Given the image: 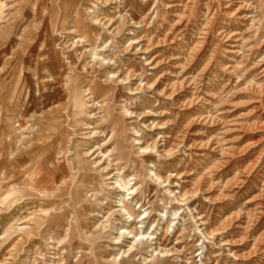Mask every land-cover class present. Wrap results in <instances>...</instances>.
I'll return each instance as SVG.
<instances>
[{
    "label": "rangeland",
    "instance_id": "obj_1",
    "mask_svg": "<svg viewBox=\"0 0 264 264\" xmlns=\"http://www.w3.org/2000/svg\"><path fill=\"white\" fill-rule=\"evenodd\" d=\"M244 2L247 27L222 0H197L218 10L213 29L231 23L239 49L229 61L211 36L185 112L115 76L153 81L123 50L132 39L159 59L157 86L175 83L169 0H116L106 18L130 25L126 43L95 20L97 0H0V264H264V102L245 89L264 81V0ZM210 57L217 72L201 82ZM225 63L233 82L220 81ZM242 119L257 128L233 130Z\"/></svg>",
    "mask_w": 264,
    "mask_h": 264
},
{
    "label": "bare ground",
    "instance_id": "obj_2",
    "mask_svg": "<svg viewBox=\"0 0 264 264\" xmlns=\"http://www.w3.org/2000/svg\"><path fill=\"white\" fill-rule=\"evenodd\" d=\"M184 0H169L168 3V7L167 8H172V12L173 13V19H172V34L173 37L169 35V31H168V38L164 40V42H169V46L172 47V49L175 51L173 52L172 56H170L169 58L167 57L166 59L168 60L167 64L170 63L173 67V73L174 74V79L175 83H173L172 85H167L165 84L163 88H159L157 85L159 83H162L160 81V77L158 78V67H159V59L157 60V58L155 57H148L146 52L148 50V44H141V41H133L131 39V41L126 45L124 44L123 46V50L125 51L126 54L133 55L136 59H138L141 68H143V70L145 71V73H148L150 71V75L151 78L153 79V81H151L150 83H144L142 81H140L139 79V74H124L125 71L124 70H118L115 73V76L117 77H121L120 80L124 81V82H131V86L132 90L134 93H142L144 92L145 94H151L154 93V95H156V98H159L160 95L162 96H166L169 98H173V100L175 101L176 105H178L179 109L181 111H187L188 109H191V107L198 101H200V99L196 100L194 98L190 99L189 101L185 100V101H181L180 99L182 98L181 93L185 92L187 93H191V90L193 89L192 86V82L195 81L193 78L189 77L192 76V73L196 70V68L199 66L200 61L202 60V58H204L208 51V47L210 46L209 42L210 39L212 38V35H215L217 37V39L222 42V44H224V52L228 53V58L229 61L230 59H232V61L238 57V50H237V46L236 44H234L236 41L234 40V30L230 29V22H234L233 24H240L243 25L245 27H247L249 24H252L257 21L253 16H250V13L247 11L246 9V5L244 0H222L223 4L225 6V8L228 9V14L230 16H232V18H234V20L230 21V22H223V24L219 27L218 31L213 29L214 25H212V23L214 24V21H212L214 19V16L217 15V11L216 9L211 7V4H207V8L204 7L205 12L203 13L202 10L197 11L195 8V5L197 6V0H188L187 3L185 4V7L183 8L184 10L182 11L180 8L182 7V2ZM263 2V1H262ZM97 3L100 4V8L98 9V12H96L97 14L94 16L95 20L97 22H99L100 24H103L104 26L107 27V29L109 30L110 33L113 34H118L121 35V42L126 43V41L130 38H132L131 36L133 35L131 32L132 29H129L128 26L130 25H126V23H119L116 21V17L115 14L113 16L112 19H107L106 18V13H115L114 9L116 11V0H97ZM166 4V3H165ZM192 4V5H191ZM204 4V3H203ZM199 5V4H198ZM178 9H175L177 8ZM198 8V6L196 7ZM220 15V14H219ZM218 17V16H217ZM166 18V17H165ZM120 19V18H119ZM118 20V18H117ZM166 20V19H165ZM211 20V21H210ZM216 20V19H214ZM223 21V20H222ZM123 22V21H122ZM170 22V21H169ZM217 22V21H216ZM167 23V22H166ZM133 23H131L132 26ZM135 26V24H134ZM168 26L170 27L169 23ZM162 27V26H159ZM236 27V26H235ZM163 29V28H162ZM165 32V31H164ZM164 32H160L164 33ZM171 32V31H170ZM132 34V35H131ZM146 34V33H145ZM144 34V37H145ZM154 34V33H153ZM151 34V35H153ZM170 37V38H169ZM142 38V37H141ZM149 38V37H148ZM155 38V37H154ZM153 40H156L154 39ZM181 39H186V48L187 51L184 53L182 51L183 48H181V44L182 41ZM238 39V38H237ZM236 39V40H237ZM142 40V39H141ZM150 38L147 39L148 43L150 44L151 41ZM162 40V39H161ZM144 41V40H143ZM146 41V40H145ZM163 41V40H162ZM128 42V41H127ZM139 42V44H138ZM184 42V41H183ZM238 42V41H237ZM160 44V43H159ZM168 44V43H167ZM166 44V45H167ZM121 45V44H120ZM217 46V45H216ZM119 47V46H118ZM122 47V46H121ZM164 47V46H161ZM155 48V47H154ZM257 48V47H256ZM122 48H120L121 50ZM239 49V48H238ZM169 50V49H168ZM122 51V50H121ZM123 51V53H124ZM165 51V50H164ZM168 52V51H167ZM213 52V51H212ZM144 54L146 56H144ZM161 54V53H160ZM159 54V55H160ZM167 54V53H166ZM211 54V53H210ZM124 56V55H123ZM164 56V55H163ZM166 56V55H165ZM164 56V57H165ZM211 58V57H210ZM215 59V56L213 57ZM213 58H211L209 60V63L207 64V66L202 69L198 76H200L201 78V82H203L202 79H204V77L206 75H210L211 73H209L208 71L211 69L212 71L214 70L215 72H217L216 68H214L213 66ZM227 58V56H226ZM163 60V59H162ZM206 61V60H205ZM164 62V61H163ZM208 62V61H207ZM206 63V62H205ZM163 65V63H162ZM219 65V64H218ZM222 65V64H221ZM165 66V65H164ZM162 66V67H164ZM216 67V66H215ZM166 68V67H165ZM164 69V68H163ZM170 69V68H169ZM232 66H229L228 63H225L219 70L220 72L219 74V78L220 81L221 79L228 77L229 76V80L232 82L235 80V74L234 71L231 70ZM143 72V71H142ZM161 72V70H160ZM256 72V71H255ZM168 73V72H167ZM170 73V72H169ZM157 74V75H156ZM160 74V73H159ZM217 74V75H218ZM261 74V80H264V68L261 70L260 72ZM163 75V74H162ZM259 75V74H258ZM182 76V80L180 81V78ZM197 76V75H196ZM193 77V76H192ZM210 78V77H209ZM173 79V78H172ZM199 79V78H198ZM170 80V79H169ZM208 80V79H207ZM165 81V80H164ZM163 81V82H164ZM259 81V80H258ZM171 82V81H170ZM198 82V81H197ZM196 82V83H197ZM200 82V81H199ZM219 82V81H217ZM167 83V81L165 82ZM195 83V82H194ZM205 83V81H204ZM208 83V82H207ZM214 83V82H213ZM194 85V84H193ZM199 86V85H198ZM158 87V88H157ZM196 87V86H195ZM217 87V86H216ZM249 94L251 95V101L254 102H258V103H263L264 102V81L262 82H254V83H250L248 84V86L245 88ZM244 89V90H245ZM202 91V90H201ZM204 92V91H203ZM157 93H160L157 94ZM213 93V92H212ZM153 95V96H154ZM213 95V94H212ZM151 96V95H150ZM149 96V97H150ZM209 96V95H208ZM152 98V96H151ZM161 98V97H160ZM187 98V97H186ZM185 98V99H186ZM212 98V96H211ZM166 99V98H165ZM203 99V98H202ZM208 100V99H207ZM248 100V101H250ZM211 101V100H210ZM206 102V101H205ZM201 103V102H200ZM207 103V102H206ZM204 104V103H202ZM241 104V103H240ZM252 104V103H251ZM250 104V105H251ZM256 104V103H255ZM168 108V107H167ZM196 108V107H195ZM204 108V107H203ZM222 108V107H221ZM254 108V107H253ZM206 109V108H204ZM199 110V109H198ZM255 110V109H254ZM252 111V110H251ZM150 112V111H149ZM201 112V110H200ZM204 112V111H203ZM207 112V110H206ZM178 113V112H177ZM152 115V114H151ZM186 115V114H185ZM248 115V114H247ZM251 115V114H250ZM254 115V114H253ZM145 116V115H144ZM149 116V115H148ZM238 116V115H237ZM197 117V116H196ZM229 117V115H228ZM247 117V116H246ZM245 117V118H246ZM182 118V117H181ZM210 118V117H209ZM209 118H206L205 116H198V118H196L194 120L193 123H198V124H205L208 125L210 123ZM244 118V119H245ZM186 119V118H185ZM244 119L242 120H236L233 121L230 125H232V127L234 128L233 130L236 131H240V132H244L247 130H255L257 128V124L256 122L249 123V121H245ZM189 120V119H187ZM185 122V121H184ZM187 123V122H186ZM229 124V123H228ZM264 124V123H263ZM149 126V125H148ZM187 126V125H186ZM200 126V125H198ZM202 126V125H201ZM214 126V125H213ZM156 127V126H155ZM230 127V126H229ZM154 128V127H153ZM157 128V127H156ZM212 128V127H211ZM171 129V128H170ZM192 129V128H191ZM207 129V127H206ZM230 129V128H229ZM227 131V130H226ZM230 131V130H229ZM232 132V131H231ZM191 133V132H190ZM204 133V132H203ZM192 134V133H191ZM225 134V133H223ZM227 135V133H226ZM249 135V134H248ZM188 136V134H187ZM238 137V136H236ZM235 137V141H237V138ZM161 138V137H160ZM234 138V137H233ZM232 138V139H233ZM239 138V137H238ZM181 139H183L181 137ZM215 139V138H214ZM160 140V139H159ZM189 140V139H188ZM240 140V139H239ZM163 141H165L163 139ZM202 141V140H201ZM210 141V140H209ZM213 141V140H212ZM217 141V140H216ZM184 142V141H183ZM182 142V143H183ZM186 142V141H185ZM197 142V141H196ZM158 143V141H157ZM181 143V142H180ZM200 143V142H199ZM202 143V142H201ZM213 143V142H212ZM160 144V143H159ZM166 144V143H165ZM192 144V143H190ZM207 144V142H206ZM251 144V143H250ZM161 145V144H160ZM159 145V146H160ZM182 145V144H181ZM184 145V144H183ZM210 145V144H208ZM214 145V143H213ZM158 146H156L157 148ZM207 147V146H206ZM244 147V146H243ZM165 148V147H164ZM201 148V146H200ZM205 148V147H204ZM231 148V147H230ZM235 148V147H234ZM194 149V148H193ZM236 149V148H235ZM241 149V148H240ZM159 150V149H158ZM201 150V149H200ZM234 150V149H233ZM160 151V150H159ZM206 151V150H205ZM230 151V150H228ZM239 151V150H238ZM241 151V150H240ZM243 151V150H242ZM197 153V152H195ZM234 153V152H232ZM245 153V152H244ZM199 154V153H198ZM201 155V154H200ZM203 155V154H202ZM207 155V154H206ZM228 156L231 158V152L228 153ZM227 156V157H228ZM253 156V155H252ZM205 157V156H204ZM228 157V158H229ZM234 157V156H233ZM238 157V156H237ZM206 159V158H205ZM224 160V159H222ZM231 161V160H230ZM229 160L225 161L220 167L221 171L223 169H225V167L227 166ZM215 165V163H214ZM249 165V164H248ZM237 166V165H236ZM254 166V165H252ZM258 166V165H257ZM209 168V167H208ZM217 168V167H216ZM211 169V168H210ZM214 169V167H213ZM254 169V168H252ZM245 170V169H244ZM251 170V169H250ZM208 171V170H207ZM217 171V170H215ZM214 171V172H215ZM248 172V171H247ZM207 173V172H206ZM213 173V172H212ZM218 173V172H217ZM241 173V172H240ZM239 173V174H240ZM245 173V172H244ZM250 173V171H249ZM248 173V174H249ZM205 174V173H204ZM216 174V173H215ZM203 175V174H202ZM201 175V176H202ZM250 175V174H249ZM216 176V175H215ZM238 176V175H237ZM205 177V176H204ZM203 177V179H204ZM222 177V176H221ZM242 178V177H241ZM246 178V177H245ZM198 180V179H197ZM196 180V181H197ZM209 180V179H208ZM243 180V179H242ZM246 180V179H245ZM213 181V180H211ZM220 181V180H219ZM232 181V180H231ZM236 181H238L236 179ZM241 181V180H240ZM248 181V178H247ZM221 182V181H220ZM239 182V181H238ZM176 183V182H175ZM213 183V182H212ZM217 183V181H216ZM219 183V182H218ZM232 183V182H231ZM245 183V182H242ZM198 184V183H197ZM199 185V184H198ZM196 185V186H198ZM236 185V184H235ZM232 186V185H231ZM264 186V185H263ZM239 187V185L237 186ZM227 188V186H226ZM230 189V187H228ZM232 188V187H231ZM233 189V188H232ZM231 189V190H232ZM239 190V189H238ZM237 190V191H238ZM209 192V191H208ZM239 192V191H238ZM234 193V192H233ZM235 193H237L235 191ZM260 194V193H259ZM263 194V193H262ZM261 194V195H262ZM236 195V194H235ZM257 197V196H256ZM255 197V199H256ZM261 198V196L259 197ZM263 198V197H262ZM254 199V200H255ZM258 199V197H257ZM248 201V200H247ZM251 202V201H250ZM263 202V201H262ZM253 203V202H252ZM258 203V202H257ZM260 203V202H259ZM232 204V203H231ZM250 204V203H249ZM262 204V203H261ZM259 205V204H258ZM255 207V206H254ZM258 207V206H257ZM264 209V208H260ZM259 210V211H260ZM262 211V210H261ZM254 217V216H253ZM236 219V218H235ZM238 219V218H237ZM241 219V218H240ZM253 219V218H252ZM258 219V217H257ZM256 222V221H255ZM258 222V221H257ZM259 223V222H258ZM257 223V224H258ZM231 224V223H230ZM254 225V224H253ZM262 226V225H261ZM239 227V226H238ZM256 227V226H255ZM232 228V227H231ZM251 229V228H250ZM249 231V228H248ZM264 234V233H263ZM252 235V234H251ZM218 237V236H217ZM122 238V237H121ZM120 240V239H119ZM240 240V239H239ZM238 240V241H239ZM243 240V239H242ZM241 241V240H240ZM246 242V241H245ZM261 242V239H260ZM244 244V243H243ZM246 244V243H245ZM259 244V243H258ZM256 244V245H258ZM264 244V243H263ZM247 246V245H246ZM264 246V245H263ZM239 251V250H238ZM243 251V250H242ZM246 253V252H245ZM236 254V253H235ZM248 254V252H247ZM249 255V254H248ZM252 255V254H250ZM242 257V256H241ZM245 257V256H244ZM247 257V256H246ZM251 257V256H250ZM253 257V256H252ZM260 257V256H259ZM240 258V257H239ZM261 258V257H260ZM259 260V259H258ZM261 260V259H260ZM262 263V262H261Z\"/></svg>",
    "mask_w": 264,
    "mask_h": 264
}]
</instances>
